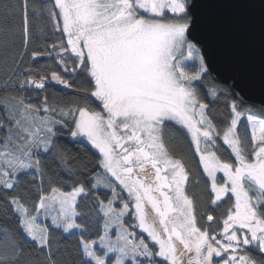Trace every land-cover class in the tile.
<instances>
[{
    "label": "snow or ice",
    "instance_id": "obj_1",
    "mask_svg": "<svg viewBox=\"0 0 264 264\" xmlns=\"http://www.w3.org/2000/svg\"><path fill=\"white\" fill-rule=\"evenodd\" d=\"M216 6L0 0V264H264V64L257 94Z\"/></svg>",
    "mask_w": 264,
    "mask_h": 264
},
{
    "label": "water",
    "instance_id": "obj_2",
    "mask_svg": "<svg viewBox=\"0 0 264 264\" xmlns=\"http://www.w3.org/2000/svg\"><path fill=\"white\" fill-rule=\"evenodd\" d=\"M212 10L220 22L228 42L230 59L252 69L254 91L260 88V71L264 64V0H212ZM214 75L226 78L229 64L217 63Z\"/></svg>",
    "mask_w": 264,
    "mask_h": 264
},
{
    "label": "trees",
    "instance_id": "obj_3",
    "mask_svg": "<svg viewBox=\"0 0 264 264\" xmlns=\"http://www.w3.org/2000/svg\"><path fill=\"white\" fill-rule=\"evenodd\" d=\"M60 39L59 35L56 36H52L51 33L49 32L48 37L46 38L45 41H40L37 42L33 45H31L30 50H41L42 46H44L45 44L50 45L51 43H53L55 40ZM2 58H3V49L2 47H0V78L3 77L5 68L3 66V62H2ZM18 58V57H17ZM9 63H11V61H9ZM45 66H50V68H45ZM33 68V69H41L42 71L44 70H57L56 69V65L54 63V61L49 58V57H41L36 61H32L30 58V53L28 56H26L25 61L22 63L21 68L19 69L20 71H23L26 68ZM62 86H54V87H49L47 89V93L49 94L50 97L52 94L55 95H64L65 92H63L61 90ZM27 97L31 98L33 103H38L39 102V98L41 96H43L45 93H37L35 91H27L26 93H24ZM209 100H211V98L209 97ZM214 106L217 108H222L223 107V102L220 101L218 103L214 102ZM63 142L68 144V147L72 150L73 154H79L81 157H84L86 159H94V155H93V151L94 150H90L89 146L86 144H77V143H68V138L64 137ZM203 188V185H201L199 188H195L194 190L199 193L201 191V189ZM101 195L103 196L105 194L104 190L101 189ZM129 223H131V221H129ZM139 233V232H138ZM53 239L55 241H58L60 244V247L62 249L67 248V249H71L73 248V246L76 243V238L73 236H70L68 234H64L59 230H54L53 233Z\"/></svg>",
    "mask_w": 264,
    "mask_h": 264
},
{
    "label": "rangeland",
    "instance_id": "obj_4",
    "mask_svg": "<svg viewBox=\"0 0 264 264\" xmlns=\"http://www.w3.org/2000/svg\"><path fill=\"white\" fill-rule=\"evenodd\" d=\"M136 231H137V232H139V230H138V229H137Z\"/></svg>",
    "mask_w": 264,
    "mask_h": 264
}]
</instances>
